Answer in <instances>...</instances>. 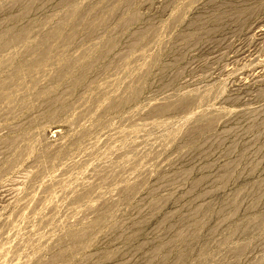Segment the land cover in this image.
Returning <instances> with one entry per match:
<instances>
[{"label": "rangeland", "instance_id": "374dc122", "mask_svg": "<svg viewBox=\"0 0 264 264\" xmlns=\"http://www.w3.org/2000/svg\"><path fill=\"white\" fill-rule=\"evenodd\" d=\"M0 264H264V0H0Z\"/></svg>", "mask_w": 264, "mask_h": 264}, {"label": "bare ground", "instance_id": "6f19581e", "mask_svg": "<svg viewBox=\"0 0 264 264\" xmlns=\"http://www.w3.org/2000/svg\"><path fill=\"white\" fill-rule=\"evenodd\" d=\"M16 41V40H15ZM12 43V42H11ZM8 45V44H7ZM2 48V47H1ZM110 49V48H109ZM87 67V66H86ZM63 72V71H62ZM64 77V76H63ZM2 82V81H1ZM61 130L58 127H55L54 131L55 133L60 132Z\"/></svg>", "mask_w": 264, "mask_h": 264}]
</instances>
